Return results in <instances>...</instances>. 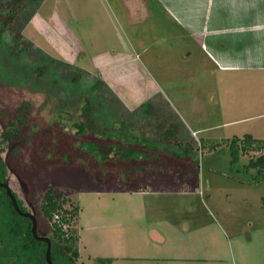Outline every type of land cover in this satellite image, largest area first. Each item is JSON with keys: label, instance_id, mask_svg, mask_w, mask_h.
Listing matches in <instances>:
<instances>
[{"label": "rangeland", "instance_id": "374dc122", "mask_svg": "<svg viewBox=\"0 0 264 264\" xmlns=\"http://www.w3.org/2000/svg\"><path fill=\"white\" fill-rule=\"evenodd\" d=\"M181 25L169 0H0V84L26 89L14 114L29 100L13 144L32 168L30 194L13 161L8 178L29 194L43 235H52L45 192L68 199L78 264H264V175L250 165L258 154L227 144L247 132L264 139V115L250 117L264 111V75L221 70ZM76 112L85 140L123 137L161 146V156H93L79 145L67 147L69 162L39 168V134L61 150L58 130ZM158 228L160 241L150 237Z\"/></svg>", "mask_w": 264, "mask_h": 264}, {"label": "trees", "instance_id": "16d2710c", "mask_svg": "<svg viewBox=\"0 0 264 264\" xmlns=\"http://www.w3.org/2000/svg\"><path fill=\"white\" fill-rule=\"evenodd\" d=\"M17 14L18 9L11 10L9 13V19L12 20ZM42 96L45 97V95ZM84 103L82 102L81 108H83ZM73 117L74 121L69 122L70 129L67 132L58 130V136L62 137L61 140L64 141L61 144V150L59 148L57 149V143L59 141L56 139L58 138H48V134H43L41 136L38 131H31L30 135L34 136L39 134L40 136V138H37L38 142L34 146V151L32 152L35 159L39 161V168L46 162V160L47 162L55 161L60 157L61 160L66 161L67 153H65V151L67 147L70 150H77L79 149V145L82 147V152H88L95 156L102 154L109 156L113 153L116 155L122 154L128 156L129 159L133 158L135 154L137 156H145L146 158L153 157L154 155L161 156L163 147H145L147 149L145 150V148L143 149L139 144H127L126 141H124L125 138L121 136V138L115 137L109 140H85L84 137L81 136L86 135L87 130L84 128L83 122H78L80 119L79 113L76 112ZM25 122H27V119L20 114L16 127ZM59 127L55 129H58ZM18 129L19 126L16 130L19 131ZM68 140H71V142H68ZM79 140H81L80 143L76 144ZM220 140L218 142H213L210 147L216 149L219 145H223L225 141ZM64 143L65 145H63ZM227 144L232 147V150L236 152V154H238L239 151L245 155L250 152L257 153L258 155L256 157H250V165L256 168L259 174L264 175V139L256 138L253 134L246 133L243 136L235 135L231 139H227ZM185 152L188 154L189 151L185 150ZM123 160H126V158ZM134 161H136V159ZM67 162L69 161L67 160ZM22 163L25 166H30L24 160ZM5 167H7L6 162L0 158L1 180H3L1 169ZM132 175L133 173L130 172L129 176ZM127 189L129 188L127 187ZM66 201H68L67 198L61 194H57L54 189L50 188L45 192L40 208L43 216L52 222V235L50 238L52 241L51 254L54 263L78 264L77 261L80 255L79 250L73 244L74 238L67 236L68 229L65 228V224L70 223V219L67 215L70 212L64 206ZM19 204L21 205V202H19ZM78 211L79 207L75 206L71 212L78 213ZM36 215L38 217V213ZM32 225L31 218L20 214L16 210L11 198L5 191V188L0 186V264H48L46 257L48 243L44 240H38L35 238L32 232ZM38 231L42 234L40 229H38ZM113 260L112 257L97 258L96 263L111 264Z\"/></svg>", "mask_w": 264, "mask_h": 264}, {"label": "crops", "instance_id": "0c3cea01", "mask_svg": "<svg viewBox=\"0 0 264 264\" xmlns=\"http://www.w3.org/2000/svg\"><path fill=\"white\" fill-rule=\"evenodd\" d=\"M169 1L179 25L182 24L181 27L188 34L195 36V43L209 58L210 55L214 57L213 61L221 70L252 71L264 75V0ZM260 115H264V111L250 117ZM246 118L249 117L239 120ZM255 137L263 139L262 136ZM134 180L132 177L126 182L134 184ZM132 192L136 195L146 191L134 189ZM159 230L152 229L150 237L153 240L163 239V233Z\"/></svg>", "mask_w": 264, "mask_h": 264}, {"label": "flooded vegetation", "instance_id": "af4514ba", "mask_svg": "<svg viewBox=\"0 0 264 264\" xmlns=\"http://www.w3.org/2000/svg\"><path fill=\"white\" fill-rule=\"evenodd\" d=\"M0 84V158L3 159L4 162H6L7 167L1 169V175L3 177V180L0 179V183L7 184L15 196L17 203L20 207V209L24 212H32L30 209V203L31 199H29L28 195L31 192L30 188V183H31V171L29 169H32L30 166H25L23 165V160L24 158H20L21 155V149L16 146H14L13 141L16 140L19 137V132L16 130L18 126L16 127V123L19 121V116H20V108L23 106L27 101L29 100H24L20 101L22 104L21 106L17 109L16 114L13 113L11 108L15 105H17L18 100L16 99L17 95L19 93H22L20 89L22 90L23 88H18L16 86L12 85H7V84ZM12 90L14 92H12ZM26 91V89H23ZM23 94V93H22ZM25 94V93H24ZM23 94V95H24ZM33 95H31L32 97ZM24 97V96H23ZM28 99V98H26ZM11 106V107H9ZM11 114V115H10ZM24 118H27V116H24ZM15 125V126H14ZM19 130V129H18ZM14 162L15 169L18 171V175L23 179L24 182H27L28 186V191L29 194H24L23 196L18 195V193L14 190L13 186L10 183V179L8 178L9 172H11L14 168H11V162ZM25 161V160H24ZM22 164V166H21ZM29 164V163H27ZM23 167V168H22ZM21 168V169H20ZM29 168V169H27ZM17 173V172H16ZM3 188H5L6 193H8V188L5 187L4 185H1ZM23 186V185H22ZM11 198L15 208L16 205L12 199V197L9 195ZM21 202V205L19 204ZM16 210L20 213V211L16 208ZM21 214V213H20ZM24 215V214H23ZM26 216V215H25ZM28 217V216H27ZM38 229H39V222H38Z\"/></svg>", "mask_w": 264, "mask_h": 264}, {"label": "water", "instance_id": "95a60500", "mask_svg": "<svg viewBox=\"0 0 264 264\" xmlns=\"http://www.w3.org/2000/svg\"><path fill=\"white\" fill-rule=\"evenodd\" d=\"M1 185H4L5 187L8 188V193L9 195L12 197L15 205H16V208L20 211L21 214H24L26 216H28L29 218H31L32 220V232L35 236L36 239L38 240H44L48 243V248H47V252H46V257H47V262L48 264H55L53 259H52V241H51V238L47 235H43V234H40L39 231H38V217L35 213H32V212H24L20 209L18 203H17V200L15 198V196L13 195L12 191H11V188L7 185V184H3V183H0Z\"/></svg>", "mask_w": 264, "mask_h": 264}]
</instances>
